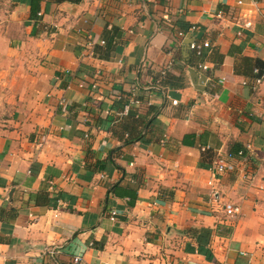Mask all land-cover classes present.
<instances>
[{
  "label": "crops",
  "instance_id": "1",
  "mask_svg": "<svg viewBox=\"0 0 264 264\" xmlns=\"http://www.w3.org/2000/svg\"><path fill=\"white\" fill-rule=\"evenodd\" d=\"M26 1L0 0V264H264V0Z\"/></svg>",
  "mask_w": 264,
  "mask_h": 264
},
{
  "label": "built area",
  "instance_id": "2",
  "mask_svg": "<svg viewBox=\"0 0 264 264\" xmlns=\"http://www.w3.org/2000/svg\"><path fill=\"white\" fill-rule=\"evenodd\" d=\"M244 1L245 0H237V4L238 5H242L244 3ZM257 10H258L257 12L259 14L260 20L264 24V7L260 8V9H257ZM221 14H222L221 11H219L217 13V16L220 17ZM245 26L249 27L250 24L247 23ZM176 35L180 39V38H182L184 36V32L178 30L176 32ZM102 44H104V42ZM189 48L193 49V50H196L197 55L202 56L203 55V51L205 49L210 50L211 45L209 44V42H203L202 44L191 43L189 45ZM199 67H201L203 70L207 69V66L205 64H202ZM161 74H164V72H161ZM261 80H262L261 78L260 79H255V87L257 86L258 83L261 82ZM156 83H157V86H158L159 85V80H157ZM91 89L92 90H96L97 89V84L96 83L91 84ZM134 94L135 93L133 91H131V93L125 97L127 102L124 104V106L122 107L121 110H119L118 112H115V115H116L117 118H122V117L126 116L133 106H139L141 104V100H139L137 97H135ZM119 99H120V94H117L116 95V100H119ZM172 104H176V101H172ZM246 150L250 151V145L246 146ZM236 157L237 158H235V160L237 159L239 162H244V161L248 160L249 155L247 153H245L243 150H240L238 152V154L236 155ZM236 167L237 166L234 163V160L231 159L229 161L217 162L210 169V171H212V173L215 174V175L230 174V173L235 172ZM209 184H211V182ZM224 211H225V213L228 216L233 217L236 214H238L239 208L237 206H235L234 204H225L224 205ZM111 215L113 217L114 213L112 212ZM42 254L54 261V260L57 259V257H59L60 253H59L58 248H55L53 246H46L43 249ZM241 254H243V252ZM81 259H82L81 255H76V256L73 257L72 263L73 264H79Z\"/></svg>",
  "mask_w": 264,
  "mask_h": 264
},
{
  "label": "trees",
  "instance_id": "3",
  "mask_svg": "<svg viewBox=\"0 0 264 264\" xmlns=\"http://www.w3.org/2000/svg\"><path fill=\"white\" fill-rule=\"evenodd\" d=\"M42 1H44V0H28V1H26L28 3V6H29V14H30L29 17H30L31 20H34V19L37 18L38 12L40 11V4H41ZM81 1L82 0H53L54 3L67 2V3L73 4V5H78V4L81 3ZM184 29H185V27H184ZM114 32H116V31L114 30ZM110 44H111V41H104L105 47L106 46H110ZM190 51L197 58L201 57V56L197 55L196 50L190 49ZM244 61H250V60L244 59ZM254 65H255V70L253 69V71H254L253 78L254 79H260L261 78L262 79L263 74H264V62H262L261 60H254ZM237 72H238V70H237ZM166 76H167V74L165 72H164V74H161V72H160V73H158L156 75V77L154 79H158L159 80V84H160V83L164 82V80L166 79ZM137 98L140 100L139 97H137ZM126 102H127L126 98L124 100L123 99L116 100L114 102V105H112V108L115 107V105H117L113 109H116L117 111H119V110L122 109V107L124 106V104ZM132 110L133 109L131 108L129 113L126 116H124L122 118H119V119L116 118L114 121L117 122L119 120L132 118L134 116L137 117L135 112L132 111ZM143 126L144 127L147 126V122L143 123ZM241 148L242 147H240V146L235 147L234 149H232V152H230V154H232L233 156L234 155L236 156L238 154V152L241 150ZM10 207L11 208H10V211L7 214V216H8L9 219H14L16 217V215H15L16 212H15V209L12 208V206H10ZM3 216H4L3 215V210H0V219H2ZM189 232L194 236V239L196 240V243H197V246H198L199 250L206 249V246L208 245L210 237L212 235V230L208 229V228H201L199 230L193 229V230H190ZM56 264H60V263L56 262Z\"/></svg>",
  "mask_w": 264,
  "mask_h": 264
},
{
  "label": "rangeland",
  "instance_id": "4",
  "mask_svg": "<svg viewBox=\"0 0 264 264\" xmlns=\"http://www.w3.org/2000/svg\"><path fill=\"white\" fill-rule=\"evenodd\" d=\"M5 91H6V90H5ZM8 106H9V105H8L7 103H5V104H4V109H5V110H8V108H7Z\"/></svg>",
  "mask_w": 264,
  "mask_h": 264
}]
</instances>
